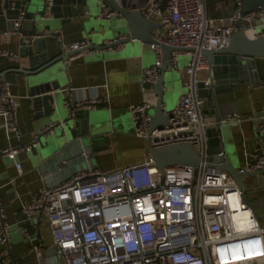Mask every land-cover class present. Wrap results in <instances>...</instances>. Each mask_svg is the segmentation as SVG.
<instances>
[{
	"label": "built area",
	"instance_id": "1",
	"mask_svg": "<svg viewBox=\"0 0 264 264\" xmlns=\"http://www.w3.org/2000/svg\"><path fill=\"white\" fill-rule=\"evenodd\" d=\"M230 17L209 15L206 0H148L141 9L146 18L160 23L155 39L177 49L170 53L172 68L178 57H190L184 69L185 91L176 107L168 112V124L151 130L152 101L144 100L130 108L133 134L149 139L151 145L164 147L189 144L200 155L198 167L174 165L160 169L148 154L142 160L104 170L86 168L51 187H42L35 197L22 206L29 217L45 214L51 228L56 255L64 264H262L264 262V225L254 207L244 201L234 179L218 165H211L206 128L216 125L213 117L203 113L206 98L198 93V83L207 69L204 49H216L230 42L231 34L243 29L249 37L264 35V7L242 13L241 0ZM52 0H46L50 5ZM116 12L102 4L99 17L110 19ZM22 11L15 20L13 33L30 43L41 36L56 37L54 31L22 33ZM91 45L80 39L63 46L78 51L64 59V64L84 56ZM155 64L142 71L145 90L158 78L163 54L159 46ZM3 55H11L4 52ZM99 98L65 104L93 109ZM19 96L11 92L9 82L0 77V118L2 126L20 141L17 112ZM238 120V119H237ZM261 141L252 149H243L244 170L263 171L264 113L256 116ZM222 118L221 125L232 122ZM55 122L45 125L40 134L53 131ZM32 143L6 147L0 155L15 159ZM22 172L21 163H16ZM0 181V191L2 188ZM0 243H8L11 226L5 221L0 198ZM240 222L248 223L241 228ZM29 235L28 229H22ZM39 254V247H35ZM38 264H43L40 261Z\"/></svg>",
	"mask_w": 264,
	"mask_h": 264
},
{
	"label": "crops",
	"instance_id": "2",
	"mask_svg": "<svg viewBox=\"0 0 264 264\" xmlns=\"http://www.w3.org/2000/svg\"><path fill=\"white\" fill-rule=\"evenodd\" d=\"M130 2L139 4L142 9L148 0ZM206 3L212 17H230L236 8L233 0H206ZM102 4L100 1L93 3V7L86 11L80 7V16L73 17L71 23L57 26L58 28L41 23L34 28L32 21L24 19L21 31L27 34L56 32L58 36L54 38L55 45L49 50L51 58L69 52L64 48V43L80 39H88L91 44L104 41L106 43V36L97 30L101 22L108 20L99 17ZM115 18H119V15L116 14ZM160 30L158 28L154 31V37ZM19 37L21 35L13 33V30L0 29V77L6 78L11 92L19 96L17 118L20 132L18 141L3 128L0 118V150L15 146L19 142L32 143L35 134L40 136L41 129L53 122L52 118L43 114L45 110L42 106L35 109L24 80L18 74L9 72V69L18 67L20 61L28 67L26 59L19 55ZM4 52L11 55H3ZM189 59L188 55H180L176 68H166L163 107L167 111L176 107L180 95L185 91L184 69ZM155 61L156 51L151 44L133 39L113 49H96L93 53L86 50L83 57L71 64L65 65L60 60L50 67L51 70L59 72L61 86L58 93L64 102L67 99L76 104L95 97L101 100L90 110L92 115L99 116L104 122L102 133L97 134V137L102 138L95 142L97 150L91 159L94 165L85 154L84 164L74 161V158L62 159L59 163L48 162L49 155L40 156L31 149L21 151L15 159L0 155V181L3 185L0 198L4 205L5 221L11 226L8 243H0V264H38L40 261L43 264H64L56 255L51 228L45 214L31 218L23 212L22 206L32 200L42 187H51L72 177L79 172L81 165L110 170L140 161L148 155L147 140L133 134L130 108L146 99H156L154 84L148 85L145 90L142 88V71L154 65ZM255 69L256 77H247L249 84L245 81L239 87L218 94L223 118L230 117L233 120L223 125L227 127L228 135L235 146L236 156L241 164L237 169L240 170L245 168L243 149L252 150L261 141L255 118L264 113V58L255 59ZM207 77L208 72L205 69L200 78ZM211 102V99L206 98L205 110L212 108ZM225 154L227 155V149ZM16 163H21L22 172L18 171ZM249 177H254L256 184L251 186L246 196L264 225V175ZM252 198L255 199V204L251 202ZM24 228L28 229V236L23 234ZM35 247H39V254Z\"/></svg>",
	"mask_w": 264,
	"mask_h": 264
},
{
	"label": "water",
	"instance_id": "3",
	"mask_svg": "<svg viewBox=\"0 0 264 264\" xmlns=\"http://www.w3.org/2000/svg\"><path fill=\"white\" fill-rule=\"evenodd\" d=\"M98 1L115 11L119 18L112 17L101 22L100 29L97 30L101 35L106 36L107 42L91 44L87 49H113L133 39L160 47L163 60L154 83L156 99L152 101L150 110L151 130L165 128L170 112L163 107L166 68L170 64L171 51L177 47L160 43L155 39L154 31L161 25L152 18H146L139 4L131 3L130 0H52L50 5L46 4V0H0V29L13 30L15 20L22 11L25 13V19L32 21L34 28L40 23L48 27H61L71 23L73 17L80 16V7L86 11ZM241 2L243 14L258 6L264 7V0H241ZM21 30L20 28L19 31L22 32ZM18 43L19 55L26 59L28 67L20 61L19 66L9 69V72L18 74L27 84L35 109L42 106L45 110L43 114L56 123L51 133L41 134L38 137L37 145L33 146L31 151L38 152L40 156L49 155L48 162L59 163L62 159L74 158V161L84 164L86 159L83 154L91 162L93 153L97 150L95 142L98 138H102L97 137V134L102 133L104 122L99 116L92 115L91 110L78 108L72 104L67 106L58 93L61 86L58 79L59 72L50 69L53 64L60 60L64 61L67 56L78 51H69L51 58L49 50L54 47L55 40L54 37L47 36L35 38L30 43L19 37ZM202 52L206 58L209 84L205 85L204 81H200L198 93L201 97L211 99L212 108L204 109L203 113L213 117L217 122L216 125L206 128L209 145L208 160L211 165H218L234 179L242 191L244 201L250 204L244 191L243 181L245 177L263 174V171L237 169L225 154L223 125L219 123L224 115L222 106L219 105L221 103H218V94L239 87L245 81L249 84L250 80L247 77L251 75L256 77L255 59L264 58V35L252 38L239 28L231 34L228 45L216 49H204ZM147 152L160 169L174 165L198 167L201 163L200 155L189 144L155 147L147 139ZM70 164L71 162L68 163ZM91 164L94 165L93 162ZM85 168L88 167L81 165L79 171Z\"/></svg>",
	"mask_w": 264,
	"mask_h": 264
},
{
	"label": "rangeland",
	"instance_id": "4",
	"mask_svg": "<svg viewBox=\"0 0 264 264\" xmlns=\"http://www.w3.org/2000/svg\"><path fill=\"white\" fill-rule=\"evenodd\" d=\"M257 24H261L263 25L264 21L262 20H258L256 22ZM227 125V124H225ZM222 134H223V142L226 146V149H227V156L229 157V159L231 160V163L236 167V168H240L241 167V164H240V161L238 160L237 158V153H236V149H235V146L233 144V142L231 141V137L228 135V132H227V127L226 126H222ZM254 177L252 179V177H245L244 179V191L245 193L247 194V192H249V189H251L252 185L256 184V182L254 181ZM251 202H253L254 204L256 203L255 199H251Z\"/></svg>",
	"mask_w": 264,
	"mask_h": 264
},
{
	"label": "bare ground",
	"instance_id": "5",
	"mask_svg": "<svg viewBox=\"0 0 264 264\" xmlns=\"http://www.w3.org/2000/svg\"><path fill=\"white\" fill-rule=\"evenodd\" d=\"M248 226V223L245 224V222H240V227L243 228V227H246Z\"/></svg>",
	"mask_w": 264,
	"mask_h": 264
}]
</instances>
